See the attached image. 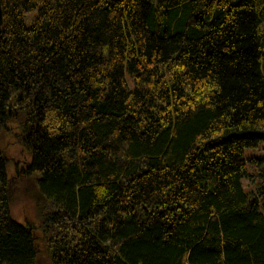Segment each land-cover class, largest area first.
I'll return each instance as SVG.
<instances>
[{"label":"trees","instance_id":"16d2710c","mask_svg":"<svg viewBox=\"0 0 264 264\" xmlns=\"http://www.w3.org/2000/svg\"><path fill=\"white\" fill-rule=\"evenodd\" d=\"M1 5L0 264H264L242 186L264 143V0ZM10 124L31 223L11 210Z\"/></svg>","mask_w":264,"mask_h":264},{"label":"rangeland","instance_id":"374dc122","mask_svg":"<svg viewBox=\"0 0 264 264\" xmlns=\"http://www.w3.org/2000/svg\"><path fill=\"white\" fill-rule=\"evenodd\" d=\"M36 14L37 10L25 15L24 22L27 27L32 26ZM127 79H129L128 74ZM1 146L9 160V175L17 182L15 184L16 193H14V200L11 204L12 214L19 222L31 223L36 204V188L33 183L35 177L30 175L24 177V174L32 161V154L20 144L18 129L12 124L2 135ZM244 159L247 166L242 178L243 189L250 199L258 200L259 209L264 214V143L261 142L257 148L246 149ZM43 258L47 260L46 256ZM43 258L41 261L45 263Z\"/></svg>","mask_w":264,"mask_h":264},{"label":"water","instance_id":"95a60500","mask_svg":"<svg viewBox=\"0 0 264 264\" xmlns=\"http://www.w3.org/2000/svg\"><path fill=\"white\" fill-rule=\"evenodd\" d=\"M2 24H3V12H2V5L0 0V33H1Z\"/></svg>","mask_w":264,"mask_h":264}]
</instances>
